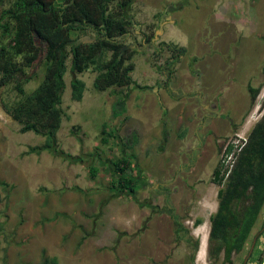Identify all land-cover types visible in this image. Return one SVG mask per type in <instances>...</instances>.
I'll use <instances>...</instances> for the list:
<instances>
[{"label":"rangeland","instance_id":"1","mask_svg":"<svg viewBox=\"0 0 264 264\" xmlns=\"http://www.w3.org/2000/svg\"><path fill=\"white\" fill-rule=\"evenodd\" d=\"M129 12L144 31L159 34L157 43L187 48L176 64L172 94L157 87L163 79L159 65L169 52L155 54L153 45L134 58L132 77L146 88L97 91V73L87 71L77 74L86 82L77 101L70 85L75 75L68 70L57 133L62 153L54 155L27 153L45 137L22 133L4 110L3 100L20 99L15 82L0 88V264H46L52 256L59 264L259 263L264 206L244 248L230 260L224 252L212 255L209 232L224 186L213 182L214 170L222 161L228 176L246 142L242 137L264 114V0H134ZM45 67L41 55L27 69L35 75L27 91L40 83ZM252 85L261 86L255 101ZM119 93L128 94L125 123L113 117ZM227 118L235 119L231 131L206 133L213 121L223 125ZM132 131L139 141L124 147L115 133ZM228 140L235 147L223 154ZM125 153L134 154L129 171L139 173L137 200L111 190L117 178L113 161ZM176 220L185 226L180 240ZM190 237L199 243L195 257Z\"/></svg>","mask_w":264,"mask_h":264},{"label":"trees","instance_id":"2","mask_svg":"<svg viewBox=\"0 0 264 264\" xmlns=\"http://www.w3.org/2000/svg\"><path fill=\"white\" fill-rule=\"evenodd\" d=\"M133 2L0 0V88L15 82L20 95L15 103L3 100L2 105L6 113L21 124L22 133L33 131L45 137L43 144L30 146L28 154L43 151L54 155L62 153L57 147V133L65 116L62 102L68 70L75 75L70 85L72 98L77 101L83 99L86 90V82L77 74L87 71L97 73L93 81L97 91L131 85L143 88L132 77L136 68L134 58L144 48L153 45L155 54L162 56L169 52L159 65L163 79L157 87H163L172 94L176 64L187 53V48L165 40L157 43L159 34L144 31L141 22L130 14ZM138 35H141L140 39ZM41 55L46 61L44 76L33 90L27 91L25 84L35 76L27 69ZM249 88L255 101L261 86L252 85ZM127 101L128 94L119 93L112 105L113 117L119 118L120 123L128 119ZM103 134H107L106 128ZM115 135L124 147H133L139 141L137 131L125 137ZM246 138L240 151H236L237 158L228 176L227 172L222 173V161L214 170L213 182L224 186L218 191L217 211L210 218L209 239L212 255L224 252L227 260L234 252L244 248L264 206V114ZM102 140L108 142L109 138L104 136ZM234 147V143L230 142L226 153L232 152ZM132 159L133 153H125L123 158L113 161L117 178L111 190L116 194L127 192L137 200L139 173L134 175L129 171L134 164ZM92 173H96V168L92 167ZM175 224V235L180 240L185 226L178 220ZM198 246L196 241L193 257ZM263 262L264 252L258 264ZM45 263L59 264L56 256L47 258Z\"/></svg>","mask_w":264,"mask_h":264},{"label":"crops","instance_id":"3","mask_svg":"<svg viewBox=\"0 0 264 264\" xmlns=\"http://www.w3.org/2000/svg\"><path fill=\"white\" fill-rule=\"evenodd\" d=\"M226 120H227V122L223 125L221 123H218L217 121L216 122L213 121L210 124L209 129L207 130L208 132H206V133H222V132L227 133V132L231 131V129L233 128V124L235 123V121H234L235 119L234 118H227Z\"/></svg>","mask_w":264,"mask_h":264},{"label":"bare ground","instance_id":"4","mask_svg":"<svg viewBox=\"0 0 264 264\" xmlns=\"http://www.w3.org/2000/svg\"><path fill=\"white\" fill-rule=\"evenodd\" d=\"M258 111H259V104L255 107L253 113H258ZM260 112H261V111H260ZM253 119H254V116H253V115H251V116L248 118V120H247V122H246V124H245V128H244L245 130L248 129V127H250V125H251Z\"/></svg>","mask_w":264,"mask_h":264},{"label":"built area","instance_id":"5","mask_svg":"<svg viewBox=\"0 0 264 264\" xmlns=\"http://www.w3.org/2000/svg\"><path fill=\"white\" fill-rule=\"evenodd\" d=\"M242 136H240V138H241ZM243 139H247L246 137H242ZM230 142H232V141H230V140H228V141H226L225 143H224V145H223V154H226V148L228 147V145H229V143Z\"/></svg>","mask_w":264,"mask_h":264},{"label":"flooded vegetation","instance_id":"6","mask_svg":"<svg viewBox=\"0 0 264 264\" xmlns=\"http://www.w3.org/2000/svg\"><path fill=\"white\" fill-rule=\"evenodd\" d=\"M190 244L193 246L195 244V242L192 240V241H190Z\"/></svg>","mask_w":264,"mask_h":264}]
</instances>
